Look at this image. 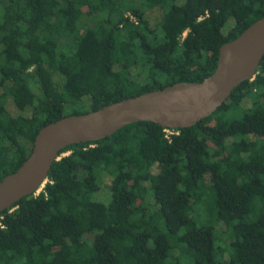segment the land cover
<instances>
[{"label": "trees", "instance_id": "trees-1", "mask_svg": "<svg viewBox=\"0 0 264 264\" xmlns=\"http://www.w3.org/2000/svg\"><path fill=\"white\" fill-rule=\"evenodd\" d=\"M263 16L264 0H0V180L44 125L201 81ZM58 157L37 194L0 211V264H264V55L190 127L137 121Z\"/></svg>", "mask_w": 264, "mask_h": 264}, {"label": "water", "instance_id": "water-1", "mask_svg": "<svg viewBox=\"0 0 264 264\" xmlns=\"http://www.w3.org/2000/svg\"><path fill=\"white\" fill-rule=\"evenodd\" d=\"M263 55L264 16L220 46L215 70L201 81L177 82L44 125L26 159L0 180V211L37 194L53 162L60 159V150L70 144L102 139L137 121H152L167 128L194 125L213 113L234 87L253 79Z\"/></svg>", "mask_w": 264, "mask_h": 264}, {"label": "rangeland", "instance_id": "rangeland-1", "mask_svg": "<svg viewBox=\"0 0 264 264\" xmlns=\"http://www.w3.org/2000/svg\"><path fill=\"white\" fill-rule=\"evenodd\" d=\"M145 17L149 20V23L152 27H155L158 23L161 22V12L157 8L152 7L150 9H147L145 12ZM98 19H99V15L98 17L96 15H83L78 19L77 22L79 24L92 26L96 23ZM61 44L65 45L66 41L62 40ZM133 71L135 73V69H133ZM6 107L8 111H10L13 115H17L19 113L17 112L16 107L13 105V103L9 98H6ZM63 154H67V153H63ZM110 193H111V177L106 174L102 175L100 179V188L94 194V198L99 201L107 202L110 197ZM149 201L151 202V200ZM218 227L221 229L224 228L223 224L220 222L218 223ZM85 236H87L88 239L91 237L88 235Z\"/></svg>", "mask_w": 264, "mask_h": 264}, {"label": "built area", "instance_id": "built-area-1", "mask_svg": "<svg viewBox=\"0 0 264 264\" xmlns=\"http://www.w3.org/2000/svg\"><path fill=\"white\" fill-rule=\"evenodd\" d=\"M166 131L170 133V131H169V130H166Z\"/></svg>", "mask_w": 264, "mask_h": 264}]
</instances>
